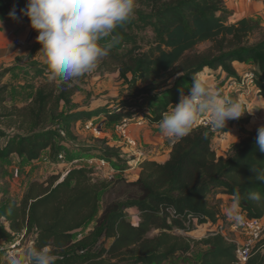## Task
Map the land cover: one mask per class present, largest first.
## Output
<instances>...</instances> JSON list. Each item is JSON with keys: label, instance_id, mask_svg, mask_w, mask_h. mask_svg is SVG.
I'll list each match as a JSON object with an SVG mask.
<instances>
[{"label": "trees", "instance_id": "trees-1", "mask_svg": "<svg viewBox=\"0 0 264 264\" xmlns=\"http://www.w3.org/2000/svg\"><path fill=\"white\" fill-rule=\"evenodd\" d=\"M25 3L0 0V19L10 20L8 13L14 6L19 16ZM139 6L126 24L99 43L107 48V55L99 60L101 65L116 66L130 84L134 94L128 101L86 111L71 100L76 90L72 80L56 84L46 79L28 104L8 108V86L2 80L13 69L0 70V160L16 156L34 163L45 152L58 154L57 141L69 136L70 127L81 120L93 122L94 117L115 124L138 118L160 124L162 114L179 102L181 92L187 95L189 91L178 85L165 88L151 96L152 113L144 115V98L160 86L153 83L138 88L147 75L169 81L182 74L181 80L191 84L192 76L206 68L236 77L233 63L250 61L255 66L257 94L264 99V32L252 42L262 30L256 20H225L222 0H141ZM19 20L32 29L26 17ZM144 29L153 34L154 46L137 56L136 31ZM205 42L212 46L192 53ZM133 115L137 118L129 117ZM256 134H247L231 145L223 157L211 146L212 133L193 129L172 145L164 163L141 160L134 182L101 181L93 168L82 166L71 168L62 178L56 175L32 181L18 203L3 200L0 239L13 242L31 236L32 247H52L55 264H166L172 257L189 253L191 243L205 248L194 264H235V246L221 234L207 233L194 243L173 231L191 232L193 221L200 226L227 221L221 214L219 195L232 202L239 193L241 211L250 219L263 218L264 182L256 180L252 172L264 169V153L256 146ZM100 152V159L119 160L114 148L104 147ZM113 192L118 197L108 199ZM251 193H258L260 199H251ZM101 195H105L104 206L97 215ZM131 208L138 212L136 223L125 216ZM88 223H93L91 230L78 237ZM153 232L156 234L150 236ZM263 251L264 236L246 264H264Z\"/></svg>", "mask_w": 264, "mask_h": 264}, {"label": "rangeland", "instance_id": "rangeland-1", "mask_svg": "<svg viewBox=\"0 0 264 264\" xmlns=\"http://www.w3.org/2000/svg\"><path fill=\"white\" fill-rule=\"evenodd\" d=\"M140 1L141 0H136V8L140 7ZM166 1L169 0H163V2ZM252 2L259 3L257 0H247L245 3L250 4ZM223 6L225 7L224 15H222L223 18L225 20H232V13L229 12L224 1ZM252 19L256 20L262 27L261 32L256 33L252 37L253 42L259 39L261 37L260 34L264 32V16L256 15V18ZM136 34L138 38L137 43L140 49L135 53V55L139 56L143 55L148 51V49L154 46V36L148 29L136 31ZM31 35L26 36L23 35V33H19L18 37L23 42V44L19 47L15 46L13 42L14 38L17 37L10 36L8 42L9 47L7 48L8 56L2 62L3 64L0 65V68L2 69H13L2 80V82L8 86L5 102V105L8 108L12 107L11 103L17 104V107H22L21 104H28L29 101H31L36 87L44 80H51L52 78L50 69H48L47 65L44 66V64H42L40 56L37 54L41 45L38 44L36 40L33 42L34 37ZM107 39L108 37H105L100 40L99 43L105 42ZM35 45L37 46V49L35 48ZM211 46L212 43L210 42L201 43L194 48L192 53H202ZM30 58L32 60H30ZM37 63L40 64L38 65ZM242 64L244 65L239 67H244V71H255V66L252 62L247 61ZM217 70L203 69L202 76L207 81H210V83L221 92V89L224 88V86H222L223 84L221 85L220 83H217V79L219 77V74L216 73ZM216 75H218V77ZM181 77L182 74H178L176 77L168 81L165 77L158 80H153L149 75H147L142 82L137 84L138 88L145 87L153 83L160 84L159 89L156 92H153L144 98L146 103L144 113H147L144 115H149V113H152L151 96L155 94L158 95L159 93L163 92L165 88L178 85L182 89L189 91L191 84L181 80ZM128 78L129 75H127L126 79ZM53 81L56 84H60L61 82L60 78H53ZM71 83L74 84L76 88L71 98L72 102L85 109H98V107L110 106L114 107L115 103L117 102L123 103L126 99V101L132 99L134 94L128 81L119 75L117 67L109 66L108 69L101 65V61L97 62L96 67L92 71L73 79ZM133 101H135V99ZM133 111L134 109H131L130 112L133 113ZM129 117L137 118L134 115ZM145 118H148V116ZM238 119L241 121L239 123H243L242 121H247V117L244 114ZM229 121L230 120H228L225 127L219 131V134L214 137L216 144H211L215 152L219 155L222 154L223 156L226 152L225 150L221 152L219 142L227 138L225 133H227L232 127V123ZM84 123L86 122L81 120L75 126H71L69 129V136L61 137L57 141V146L59 148L58 154L54 153L53 155H50L48 152H45L41 155L40 159L34 163H27L26 161L20 160L16 156H12L8 160H0V189L2 188L3 192H6L8 195L10 194V196L6 197L5 200L8 199L16 201L19 199V197H21L23 190H26L30 182H42L53 176V174L55 175L57 173V175H60L63 171H65L67 167L59 168L60 166L57 165L58 163H61V161L57 159L59 154L64 155L65 161L67 162L76 158L78 159V162L74 165L92 166L94 169L95 162L93 160L94 158L100 157L101 149L104 147L114 148L118 152L119 160L114 162V167H109L110 169H107V176L103 177V174L101 175L98 173L101 176L97 177V179L105 182H134L136 180H128L135 172H130L128 171L129 169H136L138 167L137 164L139 161L146 159L147 157L157 158L158 155L165 156L169 150V146L166 145V142L163 140L164 138L162 137L163 135L160 126L154 125L155 123H151L149 120L139 126L133 122L128 123L131 135L136 140L135 148L129 147L126 142L120 138L116 132L115 123H110L103 118L93 120L92 127H95L98 130L97 134L91 130H86L84 128ZM191 130H193V127ZM2 142L3 140H1V143ZM106 143H108V145ZM137 153L140 155H136ZM114 169H119L126 172L114 174ZM116 197H118V193L113 192V194L108 197V199H114ZM104 199L105 195H101L99 199L97 215L102 211ZM2 205L3 200L0 199V206ZM125 216L132 223H136L138 212L135 209H128L125 211ZM225 218H227V216H225ZM220 220L223 221L222 219ZM1 221L4 222L5 220L2 219ZM228 223V221H224L223 224L226 226ZM92 226L93 223H88L81 231L77 233V235L87 234L91 230ZM199 227L200 225H194L193 231L191 232H173L176 235L186 237L191 242L195 243L203 239L208 233V230L212 229V227H208L207 230H204V228ZM155 234L156 232H153L150 236ZM31 239V236L26 239H22V237L17 238L13 242L0 239V248L3 251L0 254V264H10L11 256L14 255L13 253H20L27 249L31 244ZM191 246L192 249L189 253L172 257L166 264L196 263L205 248L203 246L194 245L193 243H191Z\"/></svg>", "mask_w": 264, "mask_h": 264}, {"label": "clouds", "instance_id": "clouds-1", "mask_svg": "<svg viewBox=\"0 0 264 264\" xmlns=\"http://www.w3.org/2000/svg\"><path fill=\"white\" fill-rule=\"evenodd\" d=\"M136 0H26L17 16L15 6L9 11L12 20L26 17L32 30L38 33L39 54L52 74L68 82L92 71L107 55V48L99 41L108 37L118 26L126 24L134 15ZM3 20L0 19V28ZM244 112L238 101L224 97L199 73L191 78L187 95L181 92L179 102L162 114L160 129L170 140L189 134L194 123L206 117L215 129L224 128L228 120L240 118ZM255 143L264 153V125L257 128ZM254 178L264 182V169H252ZM251 199L259 200L258 193ZM241 197L233 196L225 209L230 220L240 223ZM57 256L52 247H31L11 256L10 264H55Z\"/></svg>", "mask_w": 264, "mask_h": 264}, {"label": "crops", "instance_id": "crops-1", "mask_svg": "<svg viewBox=\"0 0 264 264\" xmlns=\"http://www.w3.org/2000/svg\"><path fill=\"white\" fill-rule=\"evenodd\" d=\"M223 1H224L225 5L227 6V9L229 10V12L232 13L231 22H234L236 20H240L242 18H256V15H263L264 16V4L263 3L252 2L250 4H246L245 2L247 0H223ZM19 33H23V35H26V36H29L32 34L34 37L33 42L36 40V37L38 35V33L36 31H34V30L26 27L25 25H23V23L19 19L18 20L10 19L7 21H3L2 28H0V65L3 64L2 62L8 56V49L7 48L9 47L8 42H9L10 36H13V37L16 36L17 38H19L18 37ZM35 48L37 49L36 45H35ZM30 60H32V59L30 58ZM41 62H42V64H44V66L47 65L45 62H43V61H41ZM37 64L39 65L40 63H37ZM241 65H244V64L238 63V62L233 63V67H234L236 74H237V76L234 78L227 76L221 69L216 71V73L219 74V77H218V75H216L218 77L217 83H220L221 85L223 84L222 86H224V88H222V89L220 88L223 96L228 98V99L238 101L242 106V111L244 112V115L247 117V121H242L243 123H239V122H241L239 119H233V120L229 121L232 123V127L229 129V131L227 133H225V136H227V138L224 139L223 141L219 142V147L221 149V152L223 150H225V152L227 153V151L229 150L231 145L239 142L241 139L246 137L247 134H250V133L257 131V128L259 126L264 125V99L257 94L256 89L253 92H251L250 96L247 97L246 99L239 97V93H237L236 91H229L228 92L226 90L227 83L229 81H231V80L238 81L240 79V77L242 76V74L245 72L244 71L245 69H243L244 67L243 68L239 67ZM40 67H42V66H40ZM47 67H48V65H47ZM1 69L2 68H0V70ZM48 69H49V67H48ZM204 70H209V69L206 68ZM202 73H203V71L200 74L202 75ZM51 79H53V78H51ZM60 81H62V80L60 79ZM3 84H5V83H3ZM245 104H246V106H244ZM11 105L16 106V107L18 106L17 104H14V103H11ZM21 106H23V105L21 104ZM98 108H101V107H98ZM83 109L86 111H94L95 110L94 108L93 109L83 108ZM94 118L97 119V117H94ZM94 118L92 120H95ZM154 125L159 126L160 124H154ZM133 133H134V131H133ZM162 137L164 138L163 140L166 142V145L169 146V150H168L167 154L165 156H163V155L159 156L158 155L157 158L147 157L146 158L147 160L155 161L156 163H164L168 159L169 152H170V149L172 147L171 141H173V140H170L168 137H166L164 135ZM177 140L178 139H176L174 141L176 142ZM213 143L216 144L214 137L211 140V144H213ZM106 144L108 145V143H106ZM217 155L223 156L222 154H220V155L217 154ZM98 158H94L93 161L95 162V159H98ZM160 158H162V159H160ZM75 160H78V159L74 158L72 161H68V162L64 161V162L57 164L58 166H60L59 168H62V167L66 168L67 167V169L59 175L61 178L71 168L74 167L73 165H71V163ZM114 162H115L114 160L111 162L108 161L109 166L105 167L104 169H101L99 172L95 173V177H100L102 174H103L102 175L103 177L107 176V174H108L107 169L109 167L110 168L114 167L115 166V165H113ZM95 165H96V162H95ZM79 166L93 168L92 166H85V165H79ZM114 170H115L114 174H120V173L126 172V171H121L119 169H114ZM128 171H130V172L135 171L132 174V176L130 177V179H128V180L129 181L137 180L139 173H140V168L137 167L136 169H129ZM98 173H100L101 175H99ZM56 175H57V173L55 175L53 174V176H56ZM24 192H25V190H23L22 195L24 194ZM6 194L7 193L3 192V189L1 188L0 189V199L5 200L6 197L10 196V194L9 195L7 194V196H6ZM22 195H21V197H22ZM21 197H19V199H17L15 202L18 203L21 200ZM217 197L222 199L221 214L225 218V216H227L225 209L231 204V202L228 201L227 196L219 195ZM131 209H133V208H131ZM263 219H264V216H263ZM225 220H230V219L227 217V218H225ZM199 228H204V230L205 229L207 230L208 225H202ZM1 252H3V251L0 248V254H1ZM263 253H264V251H263ZM13 254H16V253L14 252Z\"/></svg>", "mask_w": 264, "mask_h": 264}, {"label": "built area", "instance_id": "built-area-1", "mask_svg": "<svg viewBox=\"0 0 264 264\" xmlns=\"http://www.w3.org/2000/svg\"><path fill=\"white\" fill-rule=\"evenodd\" d=\"M259 3H263L264 0H257ZM15 46H21L23 42L19 38H14L13 40ZM256 89L255 85V75L252 71H245L238 81L231 80L227 83L226 90L236 91L239 93V97L246 99L250 96L251 92ZM246 106V104L244 105ZM136 123L137 126L141 125L145 121L138 118L136 120L123 119L119 123L115 124V129L120 138H122L126 144L131 147H136V140L132 137L128 123ZM193 129L202 128L206 129L208 132L212 133L213 137H216L219 134L221 129L213 128L206 117H201L198 119L194 125ZM84 128L86 130H91L94 133H98V130L92 127V122L87 121L84 123ZM63 135V133L61 132ZM175 141H171L173 145ZM136 155H140L137 153ZM57 159L61 162L65 161L64 155L59 154ZM78 160H75L71 163L74 167H79L77 164ZM96 165L94 167L95 173L99 172L101 169L109 166L108 161L105 159H95ZM140 162V161H139ZM139 164V163H138ZM137 164V166H138ZM243 217L240 223H237L233 220H227L229 223L225 226L223 221L218 220L216 224L206 223L208 227H212L208 233L212 234H221L229 243L235 246L234 257L235 264H246L251 256L257 251V246L259 242L263 239L264 236V219H250L246 216L245 212L241 211ZM193 225H198L193 221ZM202 226V225H201ZM80 237V236H78Z\"/></svg>", "mask_w": 264, "mask_h": 264}, {"label": "water", "instance_id": "water-1", "mask_svg": "<svg viewBox=\"0 0 264 264\" xmlns=\"http://www.w3.org/2000/svg\"><path fill=\"white\" fill-rule=\"evenodd\" d=\"M31 247H32V245L30 244L28 248H31ZM16 254H17V253H16Z\"/></svg>", "mask_w": 264, "mask_h": 264}]
</instances>
